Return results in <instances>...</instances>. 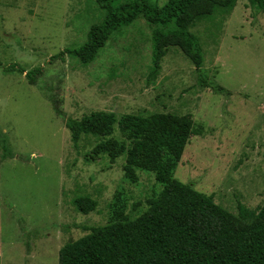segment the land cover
Returning <instances> with one entry per match:
<instances>
[{
  "label": "rangeland",
  "instance_id": "1",
  "mask_svg": "<svg viewBox=\"0 0 264 264\" xmlns=\"http://www.w3.org/2000/svg\"><path fill=\"white\" fill-rule=\"evenodd\" d=\"M157 5L167 0H151ZM103 11L94 0H0V264H57L59 249L110 220L117 191L129 219L162 186L154 173L136 169L124 179L125 154L110 162L96 146L129 140L118 123L106 138L82 134L74 148L70 132L44 94H55L67 117L93 111L126 114H191L192 133L174 178L210 195L238 214L241 204L257 210L264 201V11L248 0L217 7L189 30L198 38L202 70L224 90L201 87L194 65L169 47L151 73V27L139 16L116 30L87 65L65 56L82 45ZM16 64L42 75L29 84ZM53 90H49V87ZM1 142H4L2 147ZM97 202L87 214L73 200Z\"/></svg>",
  "mask_w": 264,
  "mask_h": 264
},
{
  "label": "trees",
  "instance_id": "2",
  "mask_svg": "<svg viewBox=\"0 0 264 264\" xmlns=\"http://www.w3.org/2000/svg\"><path fill=\"white\" fill-rule=\"evenodd\" d=\"M236 1L167 0L157 5L151 0H94L103 11L101 20L89 26L82 45L66 47L50 61L64 60L67 55L83 65L90 64L116 30L142 16L151 27V73L160 69L166 50L177 47L196 68L199 85L221 93L224 89L202 70L201 46L189 28L217 7L232 9ZM248 2L264 11V0ZM11 71L25 72L16 64L5 68V72ZM41 75L40 67L25 72L29 84H35ZM44 95L69 130L74 148L82 134L106 138L118 123L129 140L128 147L124 141L105 139L96 150L106 152L110 162L125 154L124 179L129 182L137 181L135 170L141 169L153 172L162 186L133 219L125 213L123 192L117 191L110 204V220L65 243L59 249L57 264H264V201L257 210L239 204L236 215L173 176L192 133L191 114L153 112L118 119L113 112L93 111L75 119L65 115L55 94ZM4 140L0 132V141ZM1 145L4 147V142ZM6 154L3 158L12 156L11 151ZM73 203L83 214L97 205L88 196H77Z\"/></svg>",
  "mask_w": 264,
  "mask_h": 264
}]
</instances>
